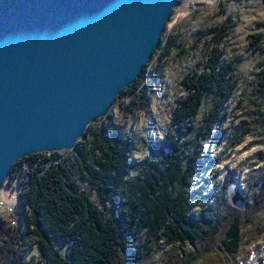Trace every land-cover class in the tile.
I'll return each mask as SVG.
<instances>
[{
	"label": "trees",
	"instance_id": "16d2710c",
	"mask_svg": "<svg viewBox=\"0 0 264 264\" xmlns=\"http://www.w3.org/2000/svg\"><path fill=\"white\" fill-rule=\"evenodd\" d=\"M229 27L223 22L204 34L209 47L205 61L184 76L187 95L175 106L168 130L137 164L130 162L133 134L111 116L91 123L71 151L33 153L14 163L6 183L18 184L19 198L12 223L0 217V264H33L29 242L35 244L39 264H138L159 240L183 243L194 236L190 187L204 151L201 140L211 138L236 91L238 64L224 62L220 49ZM165 32L144 72L114 105L128 95V112L149 106L145 72L167 42ZM253 36V50H258L264 34ZM209 95L213 105L199 124ZM230 182L219 186L224 201ZM253 186L257 190L249 205L259 207L264 169ZM228 208L230 234L236 239L241 214Z\"/></svg>",
	"mask_w": 264,
	"mask_h": 264
},
{
	"label": "rangeland",
	"instance_id": "374dc122",
	"mask_svg": "<svg viewBox=\"0 0 264 264\" xmlns=\"http://www.w3.org/2000/svg\"><path fill=\"white\" fill-rule=\"evenodd\" d=\"M223 22L230 27L220 45L222 60L238 64L236 91L211 138L201 140L204 151L190 187L194 236L183 243L161 239L138 264H264V203L259 207L249 205L254 204L251 196L257 190L254 179L264 169V40L258 50H253L252 43L253 35L264 34V0H180L163 31L168 40L145 72L149 106L130 113L125 95L105 116L133 134L130 162L137 164L150 153V144L168 130L175 106L187 95L184 76L205 61L209 47L204 34ZM212 105L209 95L199 124ZM230 180L244 196V210L230 203L227 192L225 201L219 195V186ZM18 188L17 183L9 186L5 180L0 189V202L11 205L0 210V217L11 223ZM229 205L241 214L236 239L230 234ZM34 245L29 242L28 259L32 256L33 264H39Z\"/></svg>",
	"mask_w": 264,
	"mask_h": 264
},
{
	"label": "water",
	"instance_id": "95a60500",
	"mask_svg": "<svg viewBox=\"0 0 264 264\" xmlns=\"http://www.w3.org/2000/svg\"><path fill=\"white\" fill-rule=\"evenodd\" d=\"M180 0H0V189L15 162L73 149L140 77ZM230 203L246 208L236 184Z\"/></svg>",
	"mask_w": 264,
	"mask_h": 264
},
{
	"label": "built area",
	"instance_id": "2783aa9c",
	"mask_svg": "<svg viewBox=\"0 0 264 264\" xmlns=\"http://www.w3.org/2000/svg\"><path fill=\"white\" fill-rule=\"evenodd\" d=\"M11 205L4 204L3 202H0V210H3L4 208H10Z\"/></svg>",
	"mask_w": 264,
	"mask_h": 264
}]
</instances>
